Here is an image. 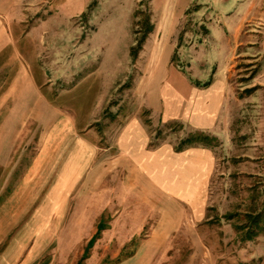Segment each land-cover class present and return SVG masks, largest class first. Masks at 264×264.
<instances>
[{"label":"rangeland","instance_id":"obj_1","mask_svg":"<svg viewBox=\"0 0 264 264\" xmlns=\"http://www.w3.org/2000/svg\"><path fill=\"white\" fill-rule=\"evenodd\" d=\"M146 15L161 34L174 25L168 39L148 34L132 58ZM3 25L6 53L18 50L0 70V133L22 134L16 176L51 128L60 133L68 120L71 137L90 133L100 153L115 154V134L136 118L151 132L148 148L163 142L175 149L192 131L207 135L192 144L213 155L194 200L137 177L131 192L124 195L118 184L109 196L107 175L101 214L81 216L76 187L59 222L69 230L54 234L69 246L54 249V264H264V230L243 238L248 214L264 211V54L255 56L264 0H0ZM216 29L226 46L213 45ZM213 73L226 79L216 118L191 130L163 87L185 92ZM122 177L119 167L117 182Z\"/></svg>","mask_w":264,"mask_h":264},{"label":"crops","instance_id":"obj_2","mask_svg":"<svg viewBox=\"0 0 264 264\" xmlns=\"http://www.w3.org/2000/svg\"><path fill=\"white\" fill-rule=\"evenodd\" d=\"M173 25L170 23L168 32L165 30L161 34L160 25L155 23L154 26L153 22V29L148 34L168 39ZM215 35L211 36L213 45L226 46L217 29ZM6 38L5 26H0V70L5 66L7 55L18 54L15 46L6 53ZM263 54L264 34L255 56L261 58ZM261 71L264 73L263 66ZM208 80L209 84L203 86L204 91L197 89L203 82L190 85L185 92L169 84L163 87L173 99L175 110L180 111L181 120L187 121L191 130L207 129L216 118L226 79L213 73L205 81ZM16 84L15 79L9 87L12 89ZM163 107L164 116L168 118L171 102L166 101ZM68 122L69 127L61 129L60 133H51V128L24 174L17 176L15 173L22 159V134L14 130L6 139L0 133V264H54V249L69 246L67 240H55L54 234L69 230L59 222L69 209V197L76 187L77 214L96 216L101 214L106 196L104 176L111 177L107 187L109 196L112 192L117 193L118 184L124 195L131 192L129 185L137 177L139 181L146 178L155 187L177 198L194 200L213 166V155L207 147L190 144L174 149L173 143L162 142L148 148L151 132L140 126L136 118L115 134L111 145L117 149L115 154L100 153L97 139L90 133L71 137V123ZM119 167L123 177L117 182ZM7 184L12 185L8 191ZM59 185L63 187L60 190ZM90 208L92 213L88 212ZM53 215L61 217L51 222Z\"/></svg>","mask_w":264,"mask_h":264},{"label":"trees","instance_id":"obj_3","mask_svg":"<svg viewBox=\"0 0 264 264\" xmlns=\"http://www.w3.org/2000/svg\"><path fill=\"white\" fill-rule=\"evenodd\" d=\"M140 12L142 11H137V14H140ZM139 25L141 26H139V29L136 31V33L141 32V35L138 38H136L135 44H133L130 47V55L132 58H135L137 56L138 52L142 48V44L146 36L153 29V24L151 22V18L149 15L144 16V19L140 21ZM208 84H209V80L202 83L203 86H207ZM255 88L256 87L253 86V87L244 89V91L247 93H251ZM202 138H208V137L207 135L200 133V132L190 133L188 134V136H186L185 138L179 141L178 146L176 148L181 149L182 147L186 145H190L196 141H201ZM248 218H249L248 225H246L247 229L243 232V238L246 240H250L258 232L264 230V211H260L254 215L248 214ZM101 228L102 227H100L99 225L98 230L93 236L91 242L94 239H96L97 234L99 233ZM243 228L244 227H240V228L237 227V229H243ZM239 264H242V263H239Z\"/></svg>","mask_w":264,"mask_h":264}]
</instances>
